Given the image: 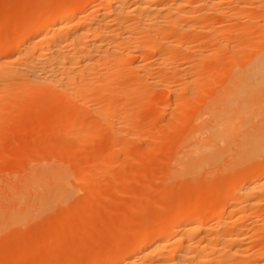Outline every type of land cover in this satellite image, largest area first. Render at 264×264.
<instances>
[{
  "label": "bare ground",
  "instance_id": "obj_1",
  "mask_svg": "<svg viewBox=\"0 0 264 264\" xmlns=\"http://www.w3.org/2000/svg\"><path fill=\"white\" fill-rule=\"evenodd\" d=\"M72 1L50 5L37 26L20 24L0 37V103L20 101L52 142L78 138L83 145L107 132L106 144L126 154L121 142L137 119L129 105L144 106L143 95L157 90L161 106L189 109L178 110L189 124L165 176L197 184L88 264H264V28L254 34L252 16L264 17V0H102L93 18L84 15L93 0ZM172 112L167 125L180 116ZM83 147L58 142L57 156L14 168L0 184L2 236L73 208L85 175L99 184L101 165L117 151L100 152L101 162L95 153L88 164L77 157ZM76 169L84 171L76 176ZM213 187L218 192L207 195ZM97 191L86 189L87 204L75 199L74 207L90 210Z\"/></svg>",
  "mask_w": 264,
  "mask_h": 264
},
{
  "label": "rangeland",
  "instance_id": "obj_2",
  "mask_svg": "<svg viewBox=\"0 0 264 264\" xmlns=\"http://www.w3.org/2000/svg\"><path fill=\"white\" fill-rule=\"evenodd\" d=\"M71 1L0 0V37L3 39V36H9L20 24H27L29 27L37 26L39 19L45 15L50 5L52 7L53 5L62 6ZM254 1L257 2V0ZM92 2V5L84 11V15L93 18L97 14L95 10L102 7L103 2L102 0H93ZM252 16L254 17L253 20H257V23H259L254 28V34H257L258 32H255L257 26H261L260 29L264 28L262 27L264 23L260 22L261 20L263 22L264 17L259 14H253ZM148 95L143 96L147 97ZM188 95L189 93H182L183 99L188 98ZM158 96V91L155 90L147 98L145 97V100H149L144 106L139 107L140 104L137 103L136 105H129L134 109L128 106L131 111L129 112L133 113L137 119H135L132 128L128 130L125 139L121 142H125V146L129 149L126 154L119 151L120 144H115L114 147L106 144V139L109 136L107 132L98 135V137H93L83 145H80L81 140L78 138L58 140L60 144L67 143L75 148L84 146L83 152L85 155H79L78 151L75 150L76 153H71L72 156L69 160L79 155L77 157L80 161L87 160L89 164L95 153H98L99 162L102 161L100 159H104L99 154L100 152L106 154H102V156H107L109 153L107 150L117 151V155H115L114 160L109 161V164L107 163L108 166L102 164L105 165L103 167L101 165L104 175L99 184H96V186H99L98 189L95 184L92 186L89 175H85L76 181V188H74V198L76 200L83 198L85 190L88 188H93V191L98 190L97 193L99 192L97 199L92 197L93 200L96 199V202L93 201V204L89 202L91 204L90 210L86 209L87 205L75 208L73 203L78 205L77 202L81 201V204L82 202L86 203L88 200L83 198L84 201L86 200L85 202L83 199L76 202L73 198L75 201L72 200L73 203L71 202L73 208H68L69 203V206L65 205L66 208L61 214L54 213L53 215L52 213L50 216L37 217L34 221L24 224L15 233H11L12 230L10 232L7 230L9 234H5V236H2L4 233H0V264H88L95 255L107 252L116 244L127 243L129 241L127 236L131 230L137 226L149 224L148 220L160 215L176 196H183L181 198L184 199L187 193L192 192L191 184L188 185V181L184 183L183 178L169 180L168 174L167 177L165 176V172L168 173L167 169L172 167L171 151L173 149L171 150V148L183 132H181L183 127L185 130L187 129L185 127H188L189 124V120L186 121L187 123L183 122L184 124L180 122L183 113L188 112L186 111L187 107L184 109L186 105H181L182 108L177 105L178 109L173 108L174 110H172L173 105L171 107L161 106L162 102L160 103L157 99ZM196 96L201 99L207 98L205 93H198ZM11 98L12 96H8L3 101L1 99L0 103L4 109L5 106H8L6 107L8 109L3 110L2 105H0V115L10 114L9 116L6 115L5 119L0 120V184L5 183L10 176L14 175L12 171L15 170L14 168L17 165L20 166V162L30 165L34 160L37 161L36 159L47 156V154L49 158L52 153V156L58 155V142L49 140L52 138L49 136L50 133L45 132L47 129L37 133L35 127L37 121L35 122V119H33L34 116L32 117L28 113L29 110L22 111L24 106L22 107L20 101L14 103V99ZM192 103H195L192 106L198 104L196 101ZM19 104L21 109L17 107ZM30 107L32 108L33 105L31 104ZM139 108L142 112L139 111ZM175 110L176 115L180 116H176L177 119L174 116L176 121H172L173 125H171L172 123L167 125L170 112L173 111V115ZM178 110H182L183 113L180 114ZM165 130L166 133L163 132ZM153 148L154 152L147 154ZM53 149L57 150L55 151L57 155H54ZM99 162H96L97 166ZM112 168L114 172L111 170ZM81 171L84 170L76 169V176L80 175ZM180 182L185 185L180 186ZM171 183L176 184L172 185ZM195 185L197 184L194 183L191 187H195ZM171 186H173L172 189L166 193V189ZM217 192L218 188L213 187L209 188L206 194L212 196ZM58 228L62 232L64 231L63 235L53 237L52 233ZM116 232H119V234L113 238L112 236L116 235Z\"/></svg>",
  "mask_w": 264,
  "mask_h": 264
}]
</instances>
